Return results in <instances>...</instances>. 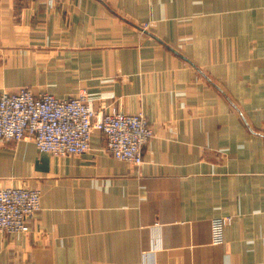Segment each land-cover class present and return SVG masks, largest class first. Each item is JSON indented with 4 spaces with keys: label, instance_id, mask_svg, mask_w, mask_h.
<instances>
[{
    "label": "crops",
    "instance_id": "obj_1",
    "mask_svg": "<svg viewBox=\"0 0 264 264\" xmlns=\"http://www.w3.org/2000/svg\"><path fill=\"white\" fill-rule=\"evenodd\" d=\"M20 87L86 89L152 136L138 166L99 131L79 155L0 140V188L41 198L0 264H264V0H0V93Z\"/></svg>",
    "mask_w": 264,
    "mask_h": 264
},
{
    "label": "built area",
    "instance_id": "obj_2",
    "mask_svg": "<svg viewBox=\"0 0 264 264\" xmlns=\"http://www.w3.org/2000/svg\"><path fill=\"white\" fill-rule=\"evenodd\" d=\"M99 131L104 147L114 158L140 165L152 130L141 113L129 114L109 106L96 110L85 90L62 98L27 87L0 93V140L32 141L40 152L54 156L79 155L90 147ZM40 191L24 187L0 188V233L26 231L40 209ZM231 217L212 220L214 243L223 242V229Z\"/></svg>",
    "mask_w": 264,
    "mask_h": 264
},
{
    "label": "rangeland",
    "instance_id": "obj_3",
    "mask_svg": "<svg viewBox=\"0 0 264 264\" xmlns=\"http://www.w3.org/2000/svg\"><path fill=\"white\" fill-rule=\"evenodd\" d=\"M148 23H146V24H143V25H141V28H142V30H144V29H147L148 28ZM82 90H85L86 92H87V90L86 89H80L76 94H78L80 91H82ZM75 94V95H76ZM87 94H88V92H87ZM89 96V95H88ZM14 142V141H13ZM30 221V220H29ZM29 223V222H28Z\"/></svg>",
    "mask_w": 264,
    "mask_h": 264
}]
</instances>
